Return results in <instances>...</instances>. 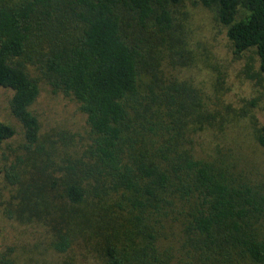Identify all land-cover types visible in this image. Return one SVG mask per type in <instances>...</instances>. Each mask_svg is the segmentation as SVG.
I'll return each mask as SVG.
<instances>
[{
  "label": "trees",
  "instance_id": "16d2710c",
  "mask_svg": "<svg viewBox=\"0 0 264 264\" xmlns=\"http://www.w3.org/2000/svg\"><path fill=\"white\" fill-rule=\"evenodd\" d=\"M184 2L0 0V87L13 93L10 114L23 128L34 164L26 174L38 191L20 219L47 217L57 251L71 244L63 228L99 224L112 232L101 264H264V195L218 153H198L204 98L165 73L192 59L176 26ZM193 3L213 12L235 55L254 50L264 74V0ZM40 83L70 98L88 127L86 142L58 145L56 177L40 166L30 111ZM14 134L0 121V146ZM256 139L264 149V124ZM6 178L19 182L13 172Z\"/></svg>",
  "mask_w": 264,
  "mask_h": 264
},
{
  "label": "rangeland",
  "instance_id": "374dc122",
  "mask_svg": "<svg viewBox=\"0 0 264 264\" xmlns=\"http://www.w3.org/2000/svg\"><path fill=\"white\" fill-rule=\"evenodd\" d=\"M175 17L177 31L187 37L192 59L187 67L169 68L165 73L187 81L204 98L206 127L196 137V150L201 155L218 153L239 181L252 184L264 195V149L256 139L264 124V74L259 72L255 51L235 55L225 28L213 12L193 0H185L176 8ZM39 87L30 111L39 123V144L44 152L40 166L56 177V166L64 154V148L58 145L72 139L86 142L88 127L70 98L52 94L45 84ZM12 95V91L0 87V121L15 132L0 146V254L6 264H101L102 248L112 232L100 231L99 224L63 228L71 244L65 252H59L54 247L56 229L50 227L53 225L47 217L32 222L20 219L21 209L35 203L38 191L26 174L32 173L34 164L24 148L23 128L10 114ZM7 172H13L19 182L10 183ZM164 233L161 240L167 243L173 238L172 232Z\"/></svg>",
  "mask_w": 264,
  "mask_h": 264
}]
</instances>
